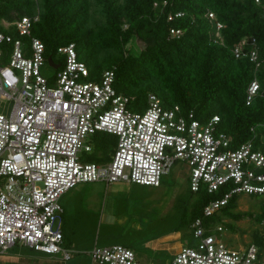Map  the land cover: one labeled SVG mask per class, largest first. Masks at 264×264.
<instances>
[{
    "label": "built area",
    "instance_id": "2783aa9c",
    "mask_svg": "<svg viewBox=\"0 0 264 264\" xmlns=\"http://www.w3.org/2000/svg\"><path fill=\"white\" fill-rule=\"evenodd\" d=\"M182 15L171 14L169 20ZM37 20L19 17L1 24L6 31L0 30V104H13L8 115L0 110V255L21 245L70 261L75 253L63 248V232L55 226L66 193L96 182L160 187L182 160L191 168L193 192H224L205 207L204 219L191 225L194 245L182 248L173 264H264L257 245L234 249L224 241L223 225L214 228L205 222L237 195L264 196V153L251 142L230 149L229 138L218 132L219 116L202 123L178 105L164 107L153 94L147 109L132 111L133 100L115 89L114 69L105 70L100 83L84 81L91 71L74 45L58 50L54 68L43 41L33 37ZM11 27L17 36L7 33ZM222 28L217 25L218 39ZM171 34L179 38L183 31L173 29ZM248 45L251 50H245ZM233 53L260 66L254 38L243 39ZM44 67L55 70L54 77L45 76ZM260 90L255 78L247 105ZM96 134L117 139L109 163L82 162L81 153L94 151L89 139ZM90 256L100 264H141L122 245L95 247Z\"/></svg>",
    "mask_w": 264,
    "mask_h": 264
},
{
    "label": "trees",
    "instance_id": "16d2710c",
    "mask_svg": "<svg viewBox=\"0 0 264 264\" xmlns=\"http://www.w3.org/2000/svg\"><path fill=\"white\" fill-rule=\"evenodd\" d=\"M93 7L103 14L102 24L91 25ZM179 13L182 17L169 20L171 14ZM23 16H38L32 33L45 44L47 60L56 61L60 48L74 45L79 60L88 66L114 69L115 89L129 96L138 109L144 110L153 94L164 107L178 105L202 123L219 116L218 132L229 138L230 149L251 142L264 153V0H0V30L6 31L2 21L13 23ZM218 24L223 25L221 39L215 36ZM173 29L183 35L172 36ZM7 33L17 36L12 27ZM245 38L257 42L258 68L249 58L239 59L233 53ZM135 40L137 54L127 50ZM251 49V45L245 47ZM255 78L261 90L247 105V91ZM94 137L93 163H105L102 150L115 143V138L107 134ZM218 192L210 195L205 188L194 192L198 200L191 225L204 219L205 207L222 196ZM262 202L257 218L264 223ZM237 203L235 196L205 222L213 224L220 213L234 220L253 216L235 213ZM220 225L233 229L224 221ZM252 244L264 253L262 240Z\"/></svg>",
    "mask_w": 264,
    "mask_h": 264
},
{
    "label": "crops",
    "instance_id": "0c3cea01",
    "mask_svg": "<svg viewBox=\"0 0 264 264\" xmlns=\"http://www.w3.org/2000/svg\"><path fill=\"white\" fill-rule=\"evenodd\" d=\"M136 188L123 182L109 186L96 182L79 185L61 198L63 213L59 227L64 235L63 248L77 252L70 261L23 246L34 254L15 253L13 247L0 255V264H100L91 259V251L113 245L131 249L141 264H173L175 256L191 243L190 230L183 231L179 225L166 227L164 215L142 212L143 203ZM87 224L98 233L94 242L66 239V233L76 236L77 228H85ZM126 229L132 234L126 233ZM115 236L120 242H111Z\"/></svg>",
    "mask_w": 264,
    "mask_h": 264
},
{
    "label": "rangeland",
    "instance_id": "374dc122",
    "mask_svg": "<svg viewBox=\"0 0 264 264\" xmlns=\"http://www.w3.org/2000/svg\"><path fill=\"white\" fill-rule=\"evenodd\" d=\"M95 7V6H94ZM92 8L91 12V25L94 24H102L104 21L103 14L96 10V8ZM7 21H2L1 24H6ZM123 27L126 28V22L123 23ZM24 42L28 44V40L25 39ZM138 40L132 41L128 47L129 50H132L134 53H138ZM115 53V52H114ZM57 57V56H56ZM91 71V76L87 80L88 82L100 83L102 79V75L107 69L104 67H98L96 64H91L88 66ZM43 74L47 77H54L56 71L50 69L48 67H44L42 70ZM1 112L8 115L9 110L12 108L11 101H3L1 104ZM135 103L132 102L130 105V109L135 112H141L142 109H138V107L134 106ZM148 105L146 106L147 109ZM115 138V137H113ZM96 137H90L92 143L97 144ZM115 143H110V145L105 149L102 150L103 154L101 156H105L106 162L109 163L112 160V156L114 155L117 139L115 138ZM100 156V157H101ZM82 158V162L85 163H92L96 161V158L89 153L83 152L80 154ZM97 157V156H96ZM190 174L191 168L188 164L182 160H178L169 175H166L162 178L161 186L160 187H150V186H137V190L141 199H142V212H151L152 214L158 215L162 214L165 216V223L166 227L176 225L182 228L185 231L189 228L190 232L188 235V240L191 242L188 246L194 245L193 240V232L191 228V217H192V210L194 209L195 202L198 200V194L192 192L190 186ZM3 181L0 180V183ZM224 190H220L218 194H223ZM238 203L237 208L234 210L235 213H251L253 216L246 217L241 220H234L229 218L224 213L218 214L212 221L214 228L220 225L221 221H224L227 224H231L233 229L225 230L224 234V241L234 249H244L248 245L252 243H256L258 240H262L264 242V223L257 218L262 213V200L264 196H248V195H237ZM141 203V204H142ZM61 218V217H60ZM60 225V219L55 224V226ZM95 230L91 229L89 224L85 228H81L76 230V236H71L66 233V239H72V241H76L77 238L81 239L84 242H94L95 239L98 237V233ZM126 229V233L132 234V232ZM123 233V230H121ZM216 234V233H215ZM93 237V238H92ZM115 236L112 238L113 243L120 242V238ZM104 236L101 235V239L103 240ZM92 239V240H91ZM15 253H29L34 254L28 248H25L20 245H16ZM13 252V251H11ZM76 255V251H72ZM40 254V253H38ZM42 255V254H40ZM74 255V256H75ZM262 257H264V253H262Z\"/></svg>",
    "mask_w": 264,
    "mask_h": 264
},
{
    "label": "water",
    "instance_id": "95a60500",
    "mask_svg": "<svg viewBox=\"0 0 264 264\" xmlns=\"http://www.w3.org/2000/svg\"><path fill=\"white\" fill-rule=\"evenodd\" d=\"M143 48H145V46H143ZM49 63H50L54 68H57V66H54V65H53V60H52V58H49Z\"/></svg>",
    "mask_w": 264,
    "mask_h": 264
}]
</instances>
